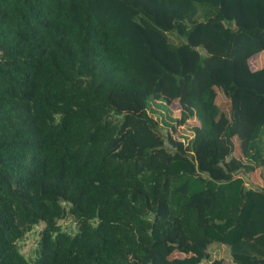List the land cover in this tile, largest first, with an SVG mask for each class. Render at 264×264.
Wrapping results in <instances>:
<instances>
[{
	"label": "trees",
	"instance_id": "1",
	"mask_svg": "<svg viewBox=\"0 0 264 264\" xmlns=\"http://www.w3.org/2000/svg\"><path fill=\"white\" fill-rule=\"evenodd\" d=\"M263 51L264 0H0V264H264Z\"/></svg>",
	"mask_w": 264,
	"mask_h": 264
},
{
	"label": "rangeland",
	"instance_id": "2",
	"mask_svg": "<svg viewBox=\"0 0 264 264\" xmlns=\"http://www.w3.org/2000/svg\"><path fill=\"white\" fill-rule=\"evenodd\" d=\"M174 41L177 38L172 36ZM251 66L255 69L258 65H264V51L261 54L254 55L250 60ZM259 66V67H260ZM216 103L219 107L218 119L219 126L221 129L227 125H232L234 127V140L236 144V154L239 157H243L242 150L240 147V140L238 136V124L240 111L235 102L230 98V94H221L220 91L217 92ZM228 96V97H227ZM117 106L121 110H134L141 112L144 109L143 105V95H132V96H117ZM158 104H165L167 109H163ZM152 108L160 109L159 112L152 114L154 116L155 122L160 126H165V121L169 122V116L172 118H177L176 122L173 121L174 125L168 131L165 132V138L168 140L171 138L174 142H186L191 138L199 124V120L195 115L194 108L191 103L183 101L182 99H174L171 103L165 100H158L152 102ZM236 126V129H235ZM163 128V127H162ZM165 129H163L164 131ZM259 183L262 181L258 178ZM64 228H70L74 226V219L72 216H68L61 221ZM40 227H35L31 232H29L24 240L21 242V249L28 255L34 256L35 248L37 247V241L40 236ZM176 255H181L177 253ZM132 259V257H131Z\"/></svg>",
	"mask_w": 264,
	"mask_h": 264
},
{
	"label": "crops",
	"instance_id": "3",
	"mask_svg": "<svg viewBox=\"0 0 264 264\" xmlns=\"http://www.w3.org/2000/svg\"><path fill=\"white\" fill-rule=\"evenodd\" d=\"M259 66L260 65H258L257 67H259ZM252 179H253V181L255 183L261 184V183H259L258 179H255V178H252ZM244 236L247 237L248 239H255L257 237V233H256V231H255L254 228L249 227V228L246 229V232H245V235ZM219 255L220 256H224V252L223 251L219 252Z\"/></svg>",
	"mask_w": 264,
	"mask_h": 264
}]
</instances>
